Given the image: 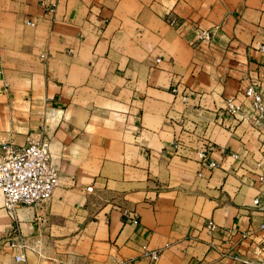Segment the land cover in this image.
I'll return each mask as SVG.
<instances>
[{"label":"crops","instance_id":"obj_1","mask_svg":"<svg viewBox=\"0 0 264 264\" xmlns=\"http://www.w3.org/2000/svg\"><path fill=\"white\" fill-rule=\"evenodd\" d=\"M263 45L264 0H0V146L47 138L60 172L45 206L0 191V264L263 260Z\"/></svg>","mask_w":264,"mask_h":264},{"label":"built area","instance_id":"obj_2","mask_svg":"<svg viewBox=\"0 0 264 264\" xmlns=\"http://www.w3.org/2000/svg\"><path fill=\"white\" fill-rule=\"evenodd\" d=\"M167 20L172 26H180L177 16L169 12ZM212 31L200 26L195 28L196 40H210ZM264 50V45L261 46ZM177 90V89H175ZM244 94L253 104L259 117L264 116V96L256 82H251L244 90ZM241 110V105L233 99H228L224 106L225 114L235 115ZM203 162L208 160V151L202 150L198 153ZM235 157H238L234 154ZM209 168L216 166L211 161ZM60 180L59 168L54 164L51 154V143L47 138H29L23 146L17 147L4 142L0 146V191L4 196V207L12 215H15L20 206L40 207L47 205L55 192ZM264 182V177H261ZM255 205L260 204L255 200ZM134 222L138 220L135 217ZM205 229L209 233L219 232V227L214 221H208ZM259 231L264 233V223L260 225ZM252 236V231L242 233L244 239ZM12 248L20 252L16 255L18 262L26 261L28 245L26 239L19 231H16L11 243ZM152 260L159 259V253H145ZM244 264H264V259L258 262L243 260Z\"/></svg>","mask_w":264,"mask_h":264}]
</instances>
